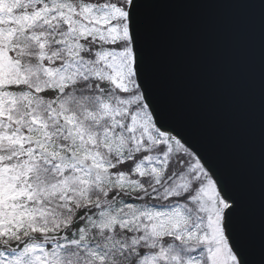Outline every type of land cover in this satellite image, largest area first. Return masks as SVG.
<instances>
[{"label":"snow or ice","instance_id":"snow-or-ice-1","mask_svg":"<svg viewBox=\"0 0 264 264\" xmlns=\"http://www.w3.org/2000/svg\"><path fill=\"white\" fill-rule=\"evenodd\" d=\"M147 6L0 0V264H264V192L257 242L160 110Z\"/></svg>","mask_w":264,"mask_h":264},{"label":"water","instance_id":"water-1","mask_svg":"<svg viewBox=\"0 0 264 264\" xmlns=\"http://www.w3.org/2000/svg\"><path fill=\"white\" fill-rule=\"evenodd\" d=\"M145 16L160 110L240 187L258 242L264 192L261 0H148ZM253 258L260 259L258 243Z\"/></svg>","mask_w":264,"mask_h":264}]
</instances>
